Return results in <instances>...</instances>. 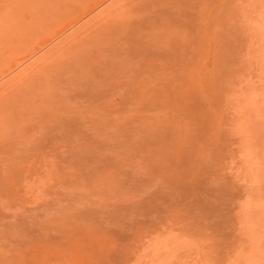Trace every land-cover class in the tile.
<instances>
[{
    "label": "rangeland",
    "instance_id": "1",
    "mask_svg": "<svg viewBox=\"0 0 264 264\" xmlns=\"http://www.w3.org/2000/svg\"><path fill=\"white\" fill-rule=\"evenodd\" d=\"M93 1L0 0V264H264V0Z\"/></svg>",
    "mask_w": 264,
    "mask_h": 264
},
{
    "label": "bare ground",
    "instance_id": "2",
    "mask_svg": "<svg viewBox=\"0 0 264 264\" xmlns=\"http://www.w3.org/2000/svg\"><path fill=\"white\" fill-rule=\"evenodd\" d=\"M105 1H107V0H94L92 2L93 4L90 2L92 5L90 3L88 4V6H87V4H85L87 6V8L84 5H82V6H84L82 8L85 10L86 13H88V12L90 13V11L94 10V8L97 7L98 5L99 6H100V4L102 5V3H104ZM148 1L149 0H147V3H148L147 5H150L149 9L154 7L153 4L155 5V3H157V5H155V7L156 6H157V8H158V6L163 7V8L159 7L158 10L156 11L157 13L161 14V16L162 15L163 16H170L173 13L175 16H177V19L180 18L179 20L181 21V24H182L181 26L184 25L189 30L195 32V34L197 36L196 38H198L197 42H199V43L200 42H206V43L210 44V43H218L221 40L220 37L216 33V27L219 25V17L221 16V18H223L221 12H222V9L224 8L223 6H225V4H227V0H151L150 2H148ZM144 3L146 5V1H144ZM144 3L142 5H144ZM151 5H152V7H151ZM143 8H144V6H143ZM153 9H155V8H152V10ZM160 9H162V11H160ZM181 9L185 10L183 14L181 12H179ZM147 10H148V8H147ZM164 10H165L164 13H160V12H163ZM171 11H173V12H171ZM85 12H83L82 14H84ZM80 17H82V16H80ZM77 20H80L79 17L77 18ZM73 22H76V21H73ZM70 24H72V23H70ZM54 34H56V33L54 32ZM53 35H52V39L55 37V36L53 37ZM50 40H51V38H50ZM47 41H49V39ZM35 50H33L32 53H34ZM32 53L29 52L28 54H26V56H24L26 58V60L28 57L32 56ZM27 55H29V56H27ZM21 61H24V60H21ZM11 67L13 68L15 66L12 65ZM11 69H10V71H11ZM8 71L6 70V72H2V73L7 74ZM2 76H4V74Z\"/></svg>",
    "mask_w": 264,
    "mask_h": 264
}]
</instances>
